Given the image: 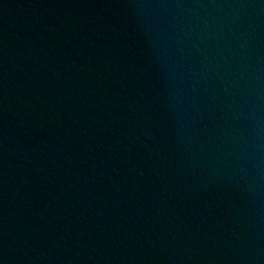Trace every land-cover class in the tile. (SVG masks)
I'll list each match as a JSON object with an SVG mask.
<instances>
[{"label": "water", "instance_id": "obj_1", "mask_svg": "<svg viewBox=\"0 0 264 264\" xmlns=\"http://www.w3.org/2000/svg\"><path fill=\"white\" fill-rule=\"evenodd\" d=\"M0 264H264V0H0Z\"/></svg>", "mask_w": 264, "mask_h": 264}]
</instances>
